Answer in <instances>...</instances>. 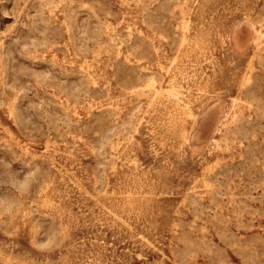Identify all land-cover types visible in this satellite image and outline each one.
I'll list each match as a JSON object with an SVG mask.
<instances>
[{
  "label": "rangeland",
  "instance_id": "1",
  "mask_svg": "<svg viewBox=\"0 0 264 264\" xmlns=\"http://www.w3.org/2000/svg\"><path fill=\"white\" fill-rule=\"evenodd\" d=\"M0 264H264V0H0Z\"/></svg>",
  "mask_w": 264,
  "mask_h": 264
}]
</instances>
